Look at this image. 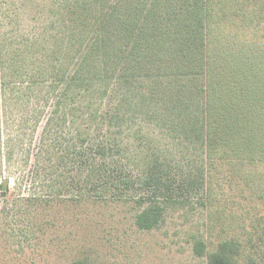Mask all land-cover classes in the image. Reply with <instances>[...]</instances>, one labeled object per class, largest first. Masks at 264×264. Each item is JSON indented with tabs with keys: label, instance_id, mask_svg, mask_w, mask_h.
<instances>
[{
	"label": "trees",
	"instance_id": "1",
	"mask_svg": "<svg viewBox=\"0 0 264 264\" xmlns=\"http://www.w3.org/2000/svg\"><path fill=\"white\" fill-rule=\"evenodd\" d=\"M14 1L0 0V198L8 197L11 181L18 192L0 206V236L14 245L33 241L30 217L51 204H132L134 226L156 229L165 211L190 207L193 197L199 207L213 206L220 159L244 166L230 158L247 154L250 162L253 147L264 160V131L257 135L253 124L237 132L236 115L227 110L236 98L251 116L264 117L262 8L238 19L224 0H175L165 12L151 7L145 14L125 12L122 0H82L28 17L27 0ZM92 2L100 8H87ZM210 27L216 39L238 40L251 51V60L239 55L244 65L231 84L211 73ZM193 77L205 79L204 116L219 127L217 117L234 122L222 133L201 123L198 94L184 93ZM172 80L176 87L156 92ZM225 82L228 95L220 88ZM215 96L224 99L220 109L209 103ZM203 135L199 165L176 153L175 145ZM257 175L242 179L252 184ZM193 249L202 256L205 246L196 240ZM234 254V243L223 240L207 264H234Z\"/></svg>",
	"mask_w": 264,
	"mask_h": 264
},
{
	"label": "rangeland",
	"instance_id": "2",
	"mask_svg": "<svg viewBox=\"0 0 264 264\" xmlns=\"http://www.w3.org/2000/svg\"><path fill=\"white\" fill-rule=\"evenodd\" d=\"M64 1L83 3L82 0H27L24 7L25 14L28 17L45 16L48 8L56 6L66 8ZM174 1L122 0L121 7L125 12L127 8L129 11L131 8H140L143 14L146 8L153 7L155 12L160 13L171 8ZM14 2L18 6L19 0ZM224 2L227 3L225 8H231L238 19L244 14L251 15L255 9L262 8L264 11V0H224ZM98 4L92 2L86 7L100 8ZM143 17L141 16L139 21L140 25L144 22ZM149 24L150 21L145 25L146 28ZM253 27L259 26L253 25ZM260 28L264 38V23ZM214 31L210 27L211 38L207 46L211 56V73L218 72L222 82L231 84L234 80L237 81L239 71L244 65L239 55L248 53L250 54L247 55L248 60H251V51L247 47L248 51L243 52L242 46L235 45L238 40L232 38L224 40L225 38L220 39V37L216 39L218 32ZM246 37L245 40L251 42V29L247 31ZM216 51L218 54H215ZM143 66H146V63ZM247 73L251 75V72ZM226 82L220 83L222 86L220 88L228 95ZM167 87H176V81H165L157 87L156 92L160 95V92ZM185 87L184 93L187 96H191V92L198 94V101L194 107L199 108L201 123L208 121L210 127L212 122L219 133L223 132L222 129L229 121L234 123L232 120L221 121L220 118L224 120L227 117L223 115L217 117L219 127L212 121L215 117L211 120L202 113L206 100L202 91V88H205V79L193 77L192 84L186 83ZM142 88L146 91L147 84H143ZM243 89V84L237 83L234 86V90L238 91L239 95H242ZM209 103L211 106L217 104L218 106L213 107L220 109L224 99L215 96ZM242 104L243 101L235 98L232 106L227 109L236 115L237 132H239L238 128L250 130L254 124L252 130L260 135L264 131V117H258L256 114L251 116L250 112L243 110ZM214 135V132H211L210 137L213 142ZM204 140L206 142L207 138L203 135L202 141L198 143L175 145L174 149L177 154L186 152L190 164L197 162L199 165L204 159L202 145ZM230 159L236 163L243 161L244 166L237 164L235 167L229 161L222 163L221 159L220 167L214 165L212 187L216 202L213 206L199 207L195 201L197 197H193L190 207L168 209L158 228L144 231L134 226L135 210L132 204H51L42 207L32 219L30 217L32 237L35 236L30 243H20L21 245L16 246L11 237L0 236V264H207L208 254L223 240L234 243V264H264L261 261L264 255V193L259 192L260 190L264 192V160L262 161L259 150L253 147H251L250 162L247 154L244 156L239 154ZM196 171L199 170H183L191 173ZM250 171L251 176L258 174L252 184L251 181L245 183V179H242V175ZM10 184L8 197L0 198V206L7 204V200L11 201L14 196H18V192L13 189V181ZM22 193L26 195L27 190L24 189ZM196 240H200L205 246L202 256L194 252L193 244Z\"/></svg>",
	"mask_w": 264,
	"mask_h": 264
}]
</instances>
